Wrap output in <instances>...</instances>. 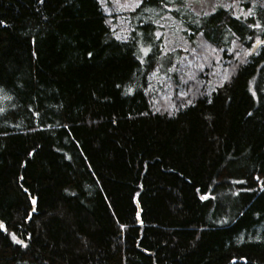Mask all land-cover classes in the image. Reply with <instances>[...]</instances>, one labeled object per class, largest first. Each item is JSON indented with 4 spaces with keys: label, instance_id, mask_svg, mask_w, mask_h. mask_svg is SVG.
Wrapping results in <instances>:
<instances>
[{
    "label": "trees",
    "instance_id": "obj_1",
    "mask_svg": "<svg viewBox=\"0 0 264 264\" xmlns=\"http://www.w3.org/2000/svg\"><path fill=\"white\" fill-rule=\"evenodd\" d=\"M237 3L171 13L182 77L162 38L157 75L133 55L135 3L121 33L113 0H0V264H264V4Z\"/></svg>",
    "mask_w": 264,
    "mask_h": 264
},
{
    "label": "snow or ice",
    "instance_id": "obj_2",
    "mask_svg": "<svg viewBox=\"0 0 264 264\" xmlns=\"http://www.w3.org/2000/svg\"><path fill=\"white\" fill-rule=\"evenodd\" d=\"M38 2L40 4L44 3V0H38ZM120 0H113V3H119ZM177 2V0H135V4L137 6V8H143L144 12H150V13H155L157 16H159V20H163V19H174L173 16H165V15H161L159 11H157V9H161V11H163L164 9L167 10L168 13H179L180 15H184L185 12L183 10H187L189 12H191V9L189 8V4L191 2V0H179V4L180 6L174 7V4ZM238 2V0H233V4H228V5H224L223 3H221L219 6L224 8V11L227 12L229 8H232L234 6V4H236ZM98 3H100L101 5H104L106 3H108V0H98ZM261 3L264 4V0H261ZM217 11L216 7H213L212 9V13H215ZM253 12V8L251 6H249L247 8V15L251 16ZM211 15V13L208 12H204V13H195L192 17H190L191 20V24L195 25L197 27V31L200 30L202 24H201V20L204 17H209ZM236 20L240 19V16H235L234 17ZM159 20H153L151 19V17H149V23L151 25H157V28H147L145 29V32L142 34L140 32H136V30H133L134 35L132 36V43L137 47L138 49V53H142V56L139 55L137 52H134L133 55L135 56V58L137 60L140 61L141 64L145 63V59L144 58H148V63H149V67L151 69V65L152 62L155 61L156 64V68L155 70L151 71V75L155 76L158 74V72L163 68V65L160 64V57L157 55V53H161L163 55H166V53L163 52V49L160 48L159 45L154 44L153 42V37L155 38V40H160L162 37V33L159 31V28L163 27L164 25L160 24ZM6 22L3 20H0V25H4ZM248 28H256V29H260V28H264V25H261V23L259 21L256 22H250L247 24ZM185 32H188L189 29L185 28L182 29ZM201 35H203V33H201ZM233 35H235V33H233ZM117 40H121V37L119 35L116 36ZM249 39H252V37H249ZM143 41V42H142ZM124 42H127V38H124ZM260 44H264V40H261V38L259 36L255 37V43L252 45L253 47H256L257 45ZM155 48L156 52H153L152 49ZM213 51H215V49H212ZM184 51H189L188 48H185ZM193 52L195 51V49L192 50ZM88 56L91 57L92 53L89 52ZM175 70V63L172 64V67L167 68L166 69V74L167 72H173ZM171 77H169L170 79ZM163 83V82H161ZM117 88L121 87L120 85H116ZM149 87H151V85H149ZM5 89L3 88L2 85H0V92H4ZM132 92V89L129 88L127 90V94H130ZM178 95L180 96H185L186 93H178ZM253 97L256 96V93L253 92L252 93ZM7 98V97H6ZM210 102V101H209ZM189 104L192 103L191 100L188 101ZM183 106V105H181ZM4 109L0 108V113H3ZM159 111V109L157 110ZM251 114V113H249ZM168 115L171 116L172 113L168 112ZM113 123H115V119H113L112 121ZM29 156L32 155L31 152L28 153ZM258 179V178H257ZM25 192H28V189L25 188L24 189ZM207 197L202 196L201 199H206ZM29 203L30 205H32V211L36 210V205H37V198L35 196H29ZM30 215V213H29ZM137 219H139V215L137 214ZM142 223V221H141ZM121 229L123 230L124 225H120ZM4 225L3 222H0V229H3ZM11 239L16 243V244H20L23 247H27V245L24 243L23 240L18 239L17 236L13 233L10 234Z\"/></svg>",
    "mask_w": 264,
    "mask_h": 264
},
{
    "label": "rangeland",
    "instance_id": "obj_3",
    "mask_svg": "<svg viewBox=\"0 0 264 264\" xmlns=\"http://www.w3.org/2000/svg\"><path fill=\"white\" fill-rule=\"evenodd\" d=\"M135 0H131L130 2H125L124 0H120L119 3H115L116 8L113 9V11L118 12V20L119 23L117 24V27L121 28V33L125 30L124 24H127L126 18L124 14L128 8H130L132 5H134ZM221 3L224 5L233 4V1L231 0H191L189 7L193 12L196 13H204V12H212L213 7H218ZM234 10V13L236 15L240 16H247V11H245L242 7L239 6L238 3L234 4L232 7ZM165 16H173L171 13H165ZM174 17V16H173ZM160 24L164 25L163 27L159 28V31L162 33V40H163V46L166 52H170L175 57V70L174 72L178 71V67H182V77L185 75V62L184 58H186V51H184L185 48H190V43L187 39V35L185 31L182 29H185L186 27L182 24V22L178 19H163L159 21ZM212 47H207L206 51L208 55H212V57L216 58L217 54L215 51L212 50ZM188 52V51H187ZM206 53L204 55V61L207 62V69H211L212 63L209 61L211 60L210 57ZM221 55H219L220 58ZM218 58V57H217ZM180 65V66H179ZM165 80V79H164ZM160 84L163 82L160 78ZM210 85H214L213 83H210ZM183 92V87L180 88L179 93Z\"/></svg>",
    "mask_w": 264,
    "mask_h": 264
}]
</instances>
